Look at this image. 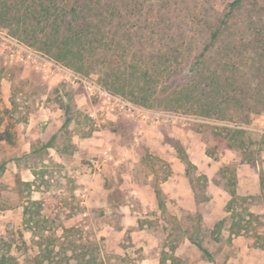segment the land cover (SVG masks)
Returning <instances> with one entry per match:
<instances>
[{"label": "rangeland", "instance_id": "rangeland-1", "mask_svg": "<svg viewBox=\"0 0 264 264\" xmlns=\"http://www.w3.org/2000/svg\"><path fill=\"white\" fill-rule=\"evenodd\" d=\"M38 1L5 13L12 0H0V247L21 264L36 256L47 264H142L146 256L163 264H264V78L257 70L264 0H60L77 7L90 35H104L85 59L29 41ZM71 18L67 11L61 27L68 34ZM235 44L242 54L229 55ZM170 47L186 57L144 103L142 93H130L128 56ZM203 50L210 68L230 61L229 95L247 86L241 107L228 103L205 116L179 106L177 92ZM126 79L127 87L115 86ZM86 82L179 118L153 126L110 113ZM184 155L195 165L192 177Z\"/></svg>", "mask_w": 264, "mask_h": 264}, {"label": "trees", "instance_id": "trees-1", "mask_svg": "<svg viewBox=\"0 0 264 264\" xmlns=\"http://www.w3.org/2000/svg\"><path fill=\"white\" fill-rule=\"evenodd\" d=\"M26 0H12L11 3H5V13L9 10L10 5H15L18 2L23 3ZM72 1V0H71ZM34 3V2H33ZM57 3H60V0H41L38 1L37 6V18L36 23H33L32 28H34L32 34L29 38V41L31 42V38H34L35 40H39V43H45V47L48 48V51L57 50L59 53V57H70L73 59L74 56L79 55L81 58L85 59L90 57V55H93L97 52L96 49H100L101 44L104 45L103 36H96L95 32L90 35L89 32H91L89 29V24L84 20L83 17H80L78 14L77 7L73 6L69 10L66 9V4L62 3L61 5H57ZM69 3V2H68ZM236 2H234L232 5L234 6ZM72 13V18L68 22L67 26V32L65 33L64 29L61 28L63 22V17L66 14L67 11ZM114 15V14H112ZM32 21L34 20L31 18ZM86 24V27L85 25ZM217 31V30H216ZM40 34L44 35L43 38L40 37ZM90 35V36H89ZM217 36L216 33L213 34L215 37ZM258 40V39H257ZM256 41V40H255ZM259 41H264V39H259ZM34 43V42H31ZM228 46L230 47L231 44L234 42H227ZM107 44V43H106ZM105 44V45H106ZM74 45L77 47L75 48ZM73 46V47H72ZM126 46V45H125ZM73 48H75L73 50ZM111 48V46L109 47ZM207 49V48H206ZM65 53V51H67ZM88 50V51H87ZM127 49L123 48V51L125 52ZM239 51L240 54L243 52V49H240L238 45L232 46L230 49H228V54L233 56V51ZM71 53V54H70ZM205 53L206 50H203L199 55L195 57V60L192 61V76L191 80L188 84L182 86L179 88L177 92V102L179 101L180 105L189 104L191 106H196L202 114L205 116H209L214 111L219 112L222 110L225 106H227L228 103H232L235 106H240L242 104H245V101L242 99V95L245 92L248 94L247 86H243V89H241L244 92H241L240 88L236 86L235 88V95H229L226 86L224 85L225 80V73L227 72V68L230 66V61L225 58L227 61V65L222 61L220 62V66L213 69L210 68L207 65V62L205 59ZM238 53V52H237ZM227 54V55H228ZM239 54V53H238ZM144 57L142 59H137L136 56L129 57L128 61L125 65L126 67L131 71L129 72V79L133 81V84L131 86V94L135 93H142L144 96L143 102L147 103L146 98L147 94L156 91L157 86L159 84V81L168 80L173 77L174 74L178 73L179 63L178 61L186 57L184 55L183 51L179 49H176L174 47H170L169 50H164L158 53H151L149 55L142 54ZM261 55L260 61L261 67L264 70V53L259 54ZM134 57V58H133ZM230 59L233 57L228 56ZM188 58V57H187ZM146 59H148L146 61ZM145 61V65L141 61ZM235 63V62H234ZM236 66V64H234ZM261 67L257 68L258 71H260V76L264 78V71L261 70ZM114 67H111V70H113ZM119 73V72H117ZM263 73V74H262ZM122 74V73H120ZM228 74V73H227ZM226 74V75H227ZM233 76V74L231 75ZM121 79V78H120ZM130 81V82H132ZM231 81V80H230ZM234 81V80H233ZM112 85H115L114 82H111ZM134 84L137 88H134ZM125 85L129 84V80H124V82L121 84H116L115 86L118 88H125ZM207 85L211 86V90L209 91ZM177 89H175L172 93H174ZM175 94V93H174ZM220 94V97H217V95ZM259 103L264 105V94L263 96L259 97ZM264 109V108H263ZM47 145H51V142ZM245 153V150H244ZM182 159L185 163V169L188 176L192 177L193 171L192 167L195 165L191 162L189 157L187 155H184V158L182 156ZM246 159L248 160V163H254V157L251 155L246 156ZM224 174V173H223ZM193 182V178L191 180ZM19 183H22L26 185L29 189H31L34 185V182H26L24 180L19 179ZM233 195L235 192H231ZM21 197V195H19ZM198 194H196V200H197V207H201V201H199ZM29 206H26L24 208V211L27 213L29 212ZM201 211V208H200ZM200 248L203 249V251L207 252L205 248H203L200 245ZM48 259L52 258L49 256H46ZM47 259V260H48ZM34 264H47L48 262H45L41 257H35L34 258ZM91 261L87 260L86 262L82 264H90ZM0 264H21L20 260L18 259V256L15 254H12L9 249H4L0 247Z\"/></svg>", "mask_w": 264, "mask_h": 264}, {"label": "built area", "instance_id": "built-area-1", "mask_svg": "<svg viewBox=\"0 0 264 264\" xmlns=\"http://www.w3.org/2000/svg\"><path fill=\"white\" fill-rule=\"evenodd\" d=\"M44 65H46V63H44ZM86 83L87 88L92 95H99L100 97H103L105 104H103L101 109L106 107L110 113L119 112L120 114L125 115L139 124L154 126L161 122H170V120H174L173 122H176V120L179 118L174 112L150 109L141 104L127 101L126 99L117 96L103 88L96 87L94 84L89 82ZM91 115L93 117H97L96 112H93Z\"/></svg>", "mask_w": 264, "mask_h": 264}, {"label": "crops", "instance_id": "crops-1", "mask_svg": "<svg viewBox=\"0 0 264 264\" xmlns=\"http://www.w3.org/2000/svg\"><path fill=\"white\" fill-rule=\"evenodd\" d=\"M142 264H163V262H162L161 256H153V257L146 256L145 259H144V262H142ZM164 264H166V263L164 262Z\"/></svg>", "mask_w": 264, "mask_h": 264}]
</instances>
